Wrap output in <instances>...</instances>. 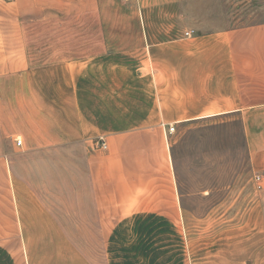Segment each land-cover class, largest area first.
I'll list each match as a JSON object with an SVG mask.
<instances>
[{"label": "crops", "instance_id": "crops-1", "mask_svg": "<svg viewBox=\"0 0 264 264\" xmlns=\"http://www.w3.org/2000/svg\"><path fill=\"white\" fill-rule=\"evenodd\" d=\"M131 1L129 39L93 36L109 0H0V264H264V20ZM62 18L77 50L45 60ZM222 118L242 121L258 193L242 231L214 227L173 155L169 127Z\"/></svg>", "mask_w": 264, "mask_h": 264}, {"label": "rangeland", "instance_id": "rangeland-1", "mask_svg": "<svg viewBox=\"0 0 264 264\" xmlns=\"http://www.w3.org/2000/svg\"><path fill=\"white\" fill-rule=\"evenodd\" d=\"M196 4L204 9L205 14H194ZM215 4L217 9L220 7L216 12L220 19H230L237 23L264 20V0H216ZM189 9L193 11L190 19L195 24L211 22L212 0L200 3L192 0L189 2ZM109 11L117 12L118 15L91 17L89 20L93 36H106V30L107 35H110L109 32L113 30L121 31L123 38L131 39V26L141 23L139 7L131 0H109ZM157 15L158 12L155 11L153 18L156 19ZM78 28H82L80 23L68 22L66 18L57 20L55 31L44 42L51 45L56 39L59 40V45L46 52L44 59L66 58L67 51L77 50L67 45L68 37L71 42L78 39ZM100 29L103 31L100 32ZM174 132L173 155L178 171L183 174V182L201 186L204 190L202 193H191L193 199L198 201V206L205 213L212 208L218 210L215 212L214 227L219 228V232H227L232 227H235V231H242L241 219L245 211H249L250 204L253 214L259 211L254 201L258 193L252 190L253 173L242 121L222 118L213 122L204 121L198 127L181 131L175 129Z\"/></svg>", "mask_w": 264, "mask_h": 264}, {"label": "built area", "instance_id": "built-area-1", "mask_svg": "<svg viewBox=\"0 0 264 264\" xmlns=\"http://www.w3.org/2000/svg\"><path fill=\"white\" fill-rule=\"evenodd\" d=\"M194 33H195L194 30H189L185 34H186V36H192ZM175 129L176 128L174 126L169 127V131L170 132H174ZM17 142H18V144H21V141L20 140H18ZM95 146L97 148H99V149H102V150L108 149V144H107L106 140L103 137H100L99 139H97L95 141ZM256 180L257 181H260L261 180V177L260 176H256Z\"/></svg>", "mask_w": 264, "mask_h": 264}]
</instances>
